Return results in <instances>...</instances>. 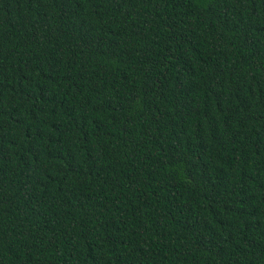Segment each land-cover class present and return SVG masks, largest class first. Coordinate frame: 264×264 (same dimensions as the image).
<instances>
[{
	"label": "trees",
	"instance_id": "trees-1",
	"mask_svg": "<svg viewBox=\"0 0 264 264\" xmlns=\"http://www.w3.org/2000/svg\"><path fill=\"white\" fill-rule=\"evenodd\" d=\"M0 264H264V0H0Z\"/></svg>",
	"mask_w": 264,
	"mask_h": 264
}]
</instances>
